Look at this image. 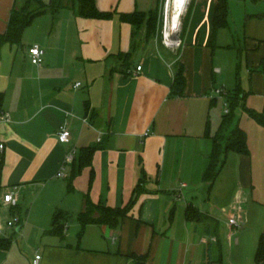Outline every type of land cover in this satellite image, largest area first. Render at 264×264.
Wrapping results in <instances>:
<instances>
[{
  "label": "crops",
  "instance_id": "obj_1",
  "mask_svg": "<svg viewBox=\"0 0 264 264\" xmlns=\"http://www.w3.org/2000/svg\"><path fill=\"white\" fill-rule=\"evenodd\" d=\"M26 2L0 0V33ZM96 3L112 16L80 17L77 0L59 13L47 8L19 45L0 48V115L10 117L0 122V238L11 239L10 213L20 216L22 232L21 243L11 239L9 250L0 249V264H34L36 255L38 264H256L264 235V123L247 113V127L231 129L246 131L249 155L228 153L213 183L204 170L222 132L212 121L223 100L214 89L238 92L247 109L264 116V0H229L228 24L216 33L217 0H189L177 51L120 18L148 13L157 0ZM35 45L45 50L40 66L29 57ZM178 63L183 96L173 94ZM62 126L71 130L68 144L58 140ZM88 147L98 149L79 170ZM9 192L15 206L3 201ZM87 201L132 204L117 226H83ZM189 206L199 220L187 219ZM58 213L62 235L49 233Z\"/></svg>",
  "mask_w": 264,
  "mask_h": 264
},
{
  "label": "trees",
  "instance_id": "obj_2",
  "mask_svg": "<svg viewBox=\"0 0 264 264\" xmlns=\"http://www.w3.org/2000/svg\"><path fill=\"white\" fill-rule=\"evenodd\" d=\"M32 0H27L25 6L21 10L13 11V14L10 18L8 29L5 33H0V48L6 44L10 43L13 45H19L22 41L23 34L25 30L32 24L35 18H37L40 14H42L47 8H50L54 13H59L63 8H68L73 6L76 0H50V2H45L44 0H34L36 4H43L40 7V10H35L33 12H26L25 8L28 3H31ZM78 1V9L77 14L80 17L84 18H94V19H106L110 18L113 13L111 12H103L100 11L97 7L96 0H77ZM189 12V10H188ZM151 15L150 18H146L147 15ZM120 18L122 21L130 23L133 27L138 30L141 29L144 22L145 27H147L148 34L150 36L155 35L157 28V12L153 10L144 13L141 11H135L133 13L121 14ZM229 19V0H217L215 16H214V32L216 33L219 29L225 27L228 24ZM188 21V14L183 18V28L186 27ZM186 86V77L184 74L183 65L178 63L175 69V80L173 85V94L176 96H183ZM4 95L0 93V111L1 105ZM243 99L240 97L238 92H234L229 96L230 110L231 108H235L238 105H243L247 113L264 123V116L258 115L254 111L247 109L245 104L243 103ZM87 108L90 106L87 104ZM90 117L93 114H89ZM233 116L232 110L230 114L226 115L222 122V132L221 136L224 134L226 130H230L232 128ZM232 124V125H231ZM231 125V126H230ZM220 136L214 139L213 150L209 158V163L204 170V179L208 180L210 183H213L216 179L218 173L221 171L223 164L226 162V157L228 153L234 151L239 154L248 156L249 148L247 144V133L246 131L237 125L235 128L231 129L230 134L227 137L226 144H222V138ZM98 147H88L83 149V155L81 156L80 163L78 165L79 170L84 166H87L91 163L92 156ZM3 163L0 162V196L2 193V184H1V176H2ZM132 202L124 209L119 208H111V207H103L92 203L91 201H87V209L80 215V221L83 226L87 224L99 222L108 224L111 226H117L121 220L128 215L129 208ZM95 210L99 212V217L95 218L92 211ZM62 213H58L54 219L53 228L49 231V233L54 234H63V225H62ZM201 215L199 212L193 207L189 206L187 208V219L188 220H199ZM12 245V240L9 238H0V249L9 250ZM137 258V257H136ZM144 258H137L138 262H142ZM264 260V235L261 236L259 247L256 253V264H260ZM212 262L209 260L207 264H211Z\"/></svg>",
  "mask_w": 264,
  "mask_h": 264
},
{
  "label": "built area",
  "instance_id": "obj_3",
  "mask_svg": "<svg viewBox=\"0 0 264 264\" xmlns=\"http://www.w3.org/2000/svg\"><path fill=\"white\" fill-rule=\"evenodd\" d=\"M180 31V27L176 30H172L170 28V26L167 24V22L164 25V30H163V44L172 49L173 51H177L180 49L181 47V38L180 35L178 36L179 38H175L176 34ZM29 57H30V61L33 65L36 66H40L43 62H44V57H45V50L38 46H32L29 49ZM142 67L139 66L138 67V71H141ZM77 86H80V83L77 84ZM214 94L223 98L224 100V106H225V110L224 113L225 115L230 114L231 110H230V103H229V96L230 93L226 90V88H218V89H214ZM9 122L10 121V117L8 114H2L0 115V122ZM146 136L149 135V133L147 132L145 134ZM57 137L59 142L63 143V144H68L71 142V138H72V133L71 130L67 127V126H62L59 131L57 132ZM5 148L4 143H2L0 141V150L3 151ZM74 158H75V152L73 151L72 153H70L67 156L66 159V164H72L74 162ZM58 177H65V173H64V169L62 171H60L57 175ZM3 201L5 203H10L12 206H15L17 204V200L14 196L13 193H5L3 196ZM230 224L233 226H238V220L236 218H231L230 219ZM6 225L8 227H14L15 224L12 221H7ZM4 230V223L2 221V219L0 218V234L3 233ZM41 259L40 255H36L35 260H34V264H38V261Z\"/></svg>",
  "mask_w": 264,
  "mask_h": 264
},
{
  "label": "rangeland",
  "instance_id": "obj_4",
  "mask_svg": "<svg viewBox=\"0 0 264 264\" xmlns=\"http://www.w3.org/2000/svg\"><path fill=\"white\" fill-rule=\"evenodd\" d=\"M48 2H50V0H48ZM168 2L169 0H157V4L155 6V8L153 9L154 12H157V16H158V20H157V28H156V33L155 36H157L159 43L163 44V30H164V25L167 22V15H169V17H171L170 14L173 13V6L172 4H170L169 8H168ZM43 6V4L39 5L36 4V2L34 0L31 1V3H28L26 6V12H33L35 10H40V7ZM172 6V7H171ZM169 11V12H168ZM152 14L147 15V19L151 17ZM185 15V13H184ZM183 15V18H184ZM170 20V18H169ZM168 20V22H169ZM183 20V19H182ZM167 22V23H168ZM145 23H143L142 27H145ZM168 25L170 26V23H168ZM225 110V106H224V101L223 100H219V105L217 107L216 110H213L212 113V121H213V126L214 128H216L217 126H220L223 122L224 117L226 116L224 113ZM232 110V116H233V123L232 124H240L243 127H247V111L245 110L243 105H238L235 108H231ZM231 124V125H232ZM230 125V126H231ZM216 129H214L215 131ZM217 132V131H216ZM216 132L214 134H216ZM231 129L226 130L224 132V134L221 136L222 140V144H226L227 141V137L230 134ZM220 139V137H219ZM214 143V142H213ZM92 213H95V210L92 211ZM7 219H10V221H12L15 226L13 228H9L11 231V239L13 240V242H16L17 240L21 243V237H22V232H17V227L18 225L21 223L19 221V215L18 214H8L6 215ZM6 219V221H7ZM34 236V235H33ZM31 237V239H35V237ZM23 243V240H22ZM30 254L32 256H34V250L30 249Z\"/></svg>",
  "mask_w": 264,
  "mask_h": 264
},
{
  "label": "bare ground",
  "instance_id": "obj_5",
  "mask_svg": "<svg viewBox=\"0 0 264 264\" xmlns=\"http://www.w3.org/2000/svg\"><path fill=\"white\" fill-rule=\"evenodd\" d=\"M187 3H188V0H169L168 8H169L170 4H172L173 13L170 14L171 17H169V15H167V22H168V20L170 18L168 23H170V28L172 30L173 29L174 30L178 29L180 24L182 23L183 15H184V13L186 11Z\"/></svg>",
  "mask_w": 264,
  "mask_h": 264
},
{
  "label": "water",
  "instance_id": "obj_6",
  "mask_svg": "<svg viewBox=\"0 0 264 264\" xmlns=\"http://www.w3.org/2000/svg\"><path fill=\"white\" fill-rule=\"evenodd\" d=\"M188 3H189V0H188ZM188 3L186 6H188ZM186 10H187V7H186ZM186 12V11H185ZM181 26H182V23L180 24V29H181ZM180 35V31L176 34L175 38H179L178 36ZM18 230H20V227L18 228Z\"/></svg>",
  "mask_w": 264,
  "mask_h": 264
}]
</instances>
